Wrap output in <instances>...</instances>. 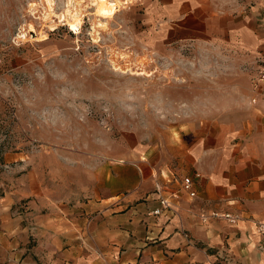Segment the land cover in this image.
Returning <instances> with one entry per match:
<instances>
[{"label":"rangeland","instance_id":"obj_1","mask_svg":"<svg viewBox=\"0 0 264 264\" xmlns=\"http://www.w3.org/2000/svg\"><path fill=\"white\" fill-rule=\"evenodd\" d=\"M53 1L48 20L43 0H0V197L27 186L72 205L98 164L173 162L188 132L245 124L259 65L247 47L145 43L141 0H123L94 40L87 0H72L79 24Z\"/></svg>","mask_w":264,"mask_h":264},{"label":"crops","instance_id":"obj_2","mask_svg":"<svg viewBox=\"0 0 264 264\" xmlns=\"http://www.w3.org/2000/svg\"><path fill=\"white\" fill-rule=\"evenodd\" d=\"M140 9L145 43H240L264 68V0H141ZM247 108L241 129L188 132L173 162L141 154L98 164L72 205L27 186L1 196L0 264H264L255 227L264 218V95ZM184 174L193 197L179 186ZM159 195L168 207L147 214Z\"/></svg>","mask_w":264,"mask_h":264},{"label":"built area","instance_id":"obj_3","mask_svg":"<svg viewBox=\"0 0 264 264\" xmlns=\"http://www.w3.org/2000/svg\"><path fill=\"white\" fill-rule=\"evenodd\" d=\"M249 100L254 101L256 95H264V68L261 65V60L259 59V65L257 66V69L255 73L250 78V84H249ZM196 176L199 175V173H195ZM179 186L180 188L186 193L188 197H193L195 195V189L193 187V179L190 175L184 174L181 175L179 178ZM156 188H159L157 185ZM171 197H176V192L170 193ZM157 204L156 206L150 208L147 211V214H159L161 211L166 209L168 207L169 200L166 196L159 195L157 197ZM202 218H205L206 215L200 214ZM209 216L212 217H220L225 219L229 223H233L236 218L237 214L232 213L230 211H218V210H212L209 213ZM256 231L258 234H260L262 237H264V218L261 220L256 221L255 223Z\"/></svg>","mask_w":264,"mask_h":264},{"label":"bare ground","instance_id":"obj_4","mask_svg":"<svg viewBox=\"0 0 264 264\" xmlns=\"http://www.w3.org/2000/svg\"><path fill=\"white\" fill-rule=\"evenodd\" d=\"M127 1V0H126ZM123 3V0H117V1H112V0H87V5H91L95 9V16L96 19L93 21V39H97V31L95 29V25H102L104 20L112 16V14L117 10V6L120 3ZM53 0H43V4L45 6V12L40 15V17L47 18L49 20L50 16L54 14L53 12ZM67 10H66V15L68 20L71 23H76L79 24L80 18H81V4L80 2H76V4H73L72 0L67 1ZM43 6V7H44ZM52 17V16H51ZM63 17V15H58V18ZM108 20V19H107ZM29 30H32L33 27L31 24H28ZM33 31V30H32ZM125 71V70H124ZM130 72L136 73V74H141L144 73L147 75V72H144L142 69L138 71H133L130 69Z\"/></svg>","mask_w":264,"mask_h":264},{"label":"trees","instance_id":"obj_5","mask_svg":"<svg viewBox=\"0 0 264 264\" xmlns=\"http://www.w3.org/2000/svg\"><path fill=\"white\" fill-rule=\"evenodd\" d=\"M0 157H1V155H0ZM1 160V159H0Z\"/></svg>","mask_w":264,"mask_h":264}]
</instances>
